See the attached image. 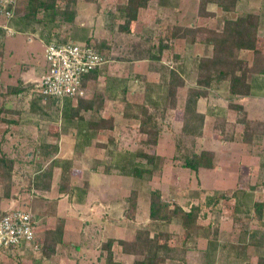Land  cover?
Masks as SVG:
<instances>
[{
	"label": "rangeland",
	"instance_id": "1",
	"mask_svg": "<svg viewBox=\"0 0 264 264\" xmlns=\"http://www.w3.org/2000/svg\"><path fill=\"white\" fill-rule=\"evenodd\" d=\"M16 1L13 20L9 23L16 33L8 34L3 30L1 26L6 25L8 21L0 17V35L6 40L13 38L11 35L23 34L25 43L29 39L25 36L32 37L31 46L34 47V52L38 53L40 66L44 65L42 59L44 46L41 40L44 42L57 36L81 42L90 41L93 44L104 41L106 46L100 51L107 61L98 70V77L87 83L86 93L90 89L88 97L92 101L91 109H83L76 114L73 110L78 106L77 100L36 99L35 92L32 91L34 83L31 88L25 90V93L8 94L7 87L18 86L10 85V79L0 73V90L3 92L0 91V115L2 113L8 116L5 124H1L0 121V157L15 160L11 178L9 182L5 180L10 184L8 196L4 185L0 184V215L11 209L28 210L30 207L35 211L37 207L41 209L43 204L41 199L44 197L42 191L37 189V185L42 182V173L55 160L53 159L55 154L51 151L55 148H47L43 144H47L48 140L54 142L59 136L55 134L57 132L68 134L73 129H90L88 122L100 120L103 114L108 119L113 117L114 127L100 129L102 136L99 138L107 141L106 145L109 147L102 146L103 156L97 159V162L102 163L100 170L107 165L116 170L110 173L113 178L111 182L117 192L112 195L113 200L110 203L115 207L112 216L116 222L124 221L125 218L130 224V229L125 228L123 233L118 229L117 233L116 229H113L112 236L115 242L112 248L115 260L122 264H135L136 261L143 260L141 255L135 258L126 256L120 244L122 240L128 241V238L132 240L138 229L147 228L151 234L170 232L172 241L176 238L174 236L181 234V227L177 222L165 225L147 220V204L153 190H160L165 201L178 203L186 209L191 205L204 207L203 212L207 213L204 217L200 215L202 217L199 218L200 224L207 225L208 222L214 221L218 225L213 264H257L260 257L264 258V225L261 226V222L264 223V209L261 218L252 207L248 210L246 208L252 205L246 195H251L253 201L261 200L260 202L264 203V127L261 128L264 122L249 119L247 113V118L252 121L251 127L258 128L262 135L254 134L252 143H244L240 138L244 130L237 132L236 119L235 122H228L224 116L228 105L223 99L228 95L223 91L225 85L212 82L206 83L207 96L197 101V110L204 114L202 136L183 134V109L189 90L197 85L198 61L210 55L212 47L204 43L206 34L198 32L194 42L189 37L172 39L168 49L161 54L157 52V40L165 35L166 26L178 23L194 28H211L220 32L224 28L223 21L229 17L250 22L257 14L261 22L259 47L263 50L261 60L264 61V0H240L239 7L232 13L224 14L217 11L213 16H199L198 0H161L163 3L170 1L172 4V6L167 4L162 9H159L155 0H151L148 7L141 10L137 21L129 25L130 32L121 29L125 20L118 9V6L124 5L127 0H76L71 6L75 16L70 22L61 19L51 22L48 19L51 14L47 15L42 9H38L35 15L26 17L24 15L32 7L31 0ZM70 2L57 0L58 12ZM1 51L0 54H3L5 60V55H8L6 48L2 47ZM240 56L250 61L249 63L252 62V52L246 51ZM155 57L160 59H153ZM172 70L182 74L184 77L181 78L185 81L184 86L176 92L177 103L174 109L168 95ZM262 93L264 94V90ZM145 109L159 130L158 144L155 146L145 144L147 136L139 132ZM253 110L260 114L259 117H264V107H253ZM106 118L105 120H108ZM11 120L13 122L18 120L19 124L9 123ZM259 122L260 126H257L255 123ZM19 130L25 133L20 137L21 140H16L19 139L16 136L10 138L13 131ZM235 134L240 135L236 142ZM137 150L153 154L154 163L149 165L140 157L133 159ZM202 150H212L215 153L213 169L202 173L200 169L195 173L183 167L182 156L191 155L193 152L199 153ZM90 158L95 157L91 154ZM130 161L141 163L150 171L144 173L141 178L122 173L121 167L128 165ZM88 168L98 167L94 164L90 166L89 163ZM73 171L72 169L69 174V180ZM76 182L74 184L83 186V181ZM234 191L238 192L239 196L234 195ZM133 193L134 206L130 202ZM98 194L105 196L103 195L105 193ZM94 197L85 198L87 207L90 208L95 202L99 206H101L99 203H104V200H97ZM213 198L217 200L209 204V200ZM240 200L241 209H237ZM44 230L45 228L40 226L38 233L41 234ZM88 233L91 235L94 232ZM100 237L98 235L96 238H89L83 235L79 242L82 245L87 244L85 248L90 250L91 259L95 254L100 255L103 264L106 255L103 244L107 241ZM77 242L70 246V251L64 249L62 252L67 255L63 257L64 262L60 260L57 263L54 259L55 254L44 257L42 249L29 247L23 250L0 249V264H42V261H45L44 264H79L81 262H74L76 253L75 249L72 250L76 248ZM194 242L199 247L197 252L191 253V259L197 263L201 261V255L206 256L208 240L197 238ZM77 256L80 258L81 255ZM167 264L177 263L169 261Z\"/></svg>",
	"mask_w": 264,
	"mask_h": 264
},
{
	"label": "trees",
	"instance_id": "2",
	"mask_svg": "<svg viewBox=\"0 0 264 264\" xmlns=\"http://www.w3.org/2000/svg\"><path fill=\"white\" fill-rule=\"evenodd\" d=\"M70 4L62 11L58 12L57 0H31V8L24 16L29 17L35 15L38 9H42L47 12L50 21L55 19H61L62 21H72L75 16V11L71 10L72 4L76 3V0H70ZM151 0H127L124 5L118 6L121 14L124 18V24L121 29L124 32H130L129 25L132 22L137 21L140 12L146 9ZM239 0H198V14L199 16H213L215 13L209 12L208 5L215 4L223 12H233L236 10ZM260 16L257 14L252 17V20L243 21L239 19H226L224 21V28L222 31H216L211 28L203 27H190L188 25L174 24L172 26H166L164 31L165 35L158 38L157 52L162 53L165 49L170 47V40L172 39H186L190 38L192 42L196 40L198 32L206 34L204 43L212 47V55L205 56L198 61V80L197 85L191 88L188 92L185 105H184V118L182 124V133L185 135H194L197 137L202 136V128L204 124V114L197 110V101L204 96H207L205 89L207 84L212 82H226L228 91V97L233 98L237 96L248 97L253 91V78L264 77V61L261 60L263 50L259 47V30ZM46 40L44 42H49ZM89 44L92 42L87 41ZM106 46L104 41H99L95 44V47L100 51ZM243 50H247L253 53L252 62L243 59L240 54ZM153 59L159 60L160 57ZM98 77V70L89 73L85 80L84 86L90 80H94ZM177 70H172L170 74L168 95L171 98V107H176V92L179 88L183 87L185 81ZM16 87H9L8 92L13 94L19 93ZM1 95V92H0ZM36 99L43 100L42 96L35 95ZM80 97L77 99V108L73 110L74 114L79 113L83 109H91L92 101ZM55 100V99H48ZM65 101H72L66 99ZM228 108L236 111V123L243 125L244 129L242 134V140L244 143H252L253 136L262 135V131L258 128H252V121L247 118V110L245 106L238 102L230 101ZM262 123V122H261ZM257 126L260 124L255 123ZM251 127L248 129V127ZM256 126V127H257ZM260 126V125H259ZM113 119L109 118L105 120L101 118L98 121L88 122V128L90 129H113ZM264 124L261 125V128ZM139 132L145 134L147 139L144 141L147 145L155 146L158 144L159 130L152 123L151 118L147 115L145 109L144 118L141 121V127ZM264 133V132H263ZM233 137H231V140ZM55 154V150H51ZM214 156L215 153L212 150H202L201 152H193L191 155H184L183 167L188 168L191 171L198 173L200 169H213L214 168ZM135 158H144L149 165H152L155 161L153 154L144 153L141 150L133 156ZM15 160L8 159L5 156L0 157V184L5 187L6 195H9V182L13 170ZM130 163V164H129ZM128 165L121 167V172L132 175L137 178H141L144 173L150 171L146 166L135 161H130ZM53 165H50L41 175L42 182L37 185V188L41 190L49 189L51 185V178L53 172ZM71 166L69 162L62 164V175L60 190L62 192L69 191V174L71 173ZM118 170V169H117ZM108 173L116 172L115 169L107 168ZM7 182H6V181ZM6 183V184H5ZM234 195L239 196V193L234 191ZM250 195V194H249ZM149 215L150 221L154 223H161L170 225L177 222L181 227V234H178L172 241V234L169 232H159L151 234V231L147 228L138 229L135 236L130 241H120L122 251L128 254H137L143 256V260L136 261L135 264H167L170 262H176L177 264H189L188 262V250L192 244L197 246L194 239L203 238L208 240L206 248V258L209 263L215 261L214 248L217 247L215 238L218 234V225L216 222H208L207 225H202L199 222V218L206 215L207 212H203L204 207L201 205H191L188 210L184 209L178 203H171L165 201L162 197L160 190H153L149 196ZM225 197V196H222ZM250 199L252 205L246 207L247 210L252 207V210L262 218V211L264 209V203L261 200L252 199L251 195H246ZM134 193L130 196V202L132 206L135 203ZM217 199L213 198L209 200V204ZM239 207L241 209V200ZM3 215V214H2ZM0 215V217L2 216ZM202 215V217L200 216ZM128 217V216H127ZM261 226L264 225L261 222ZM63 231L60 226L54 229H47L41 240L37 239L35 242L36 248L42 249V255L44 257H50L56 253V249L59 243L62 241ZM114 238H109L103 249L106 251L104 264H122L114 258ZM215 245V246H214ZM257 264H264V258L260 257Z\"/></svg>",
	"mask_w": 264,
	"mask_h": 264
},
{
	"label": "crops",
	"instance_id": "3",
	"mask_svg": "<svg viewBox=\"0 0 264 264\" xmlns=\"http://www.w3.org/2000/svg\"><path fill=\"white\" fill-rule=\"evenodd\" d=\"M155 2H156V5L159 6V9L166 7L165 5L167 4L169 6H172L170 1H168V3L167 2L163 3L161 2V0H155ZM239 5H240V0L237 5V8L239 7ZM211 7H212V10H211ZM207 10L210 12L213 11V13H216V14H217V11H220V13H224V14L232 13V12H223L215 4L208 5ZM227 19H232V18L229 17ZM260 31H261V22H260L259 30H258L259 37H260ZM22 35L23 34H18L17 36L11 35L13 36V38L12 37L9 39L6 38V40H4L5 38H3L2 35H0V51H1V48L4 47L6 48V51L8 53V55L7 54L5 55V60L2 56L3 54L2 53L0 54V73L1 75L6 76L7 79L8 78L10 79L11 81L9 82L10 85L18 86L16 87L17 88L16 90H19V91L21 90L19 93H16L18 95L25 93V90H27L28 88H31L33 83H35L36 81L40 79V77L42 76L45 70V42L41 40L44 46V56H42L44 65L40 66L41 61L38 60V57H39L38 53H35L34 47L31 46L32 37L25 36L29 38L27 39L28 42L25 43L23 40L24 36ZM246 51L247 50H243L241 54ZM211 55H212V49H211L210 55L208 56H211ZM254 77H255L253 78L254 88H253L252 94L248 97L237 96L231 99L227 95L228 94L227 87H226L227 83L218 82V84L221 83L225 85V90L223 89V91H225V94L227 95V97L225 96V98L223 99H225L228 102V104L230 101L241 103L245 106L249 119H253V120L258 119L264 122V117H259L258 116L259 113H255V111L253 110V107L254 108L264 107V94L262 93V90H264V77H261V76L260 77L254 76ZM88 88H89V84H88ZM8 89L9 87L6 88V92L8 94H11L8 92ZM0 91L2 92V89ZM88 91L84 99H87L88 101H90L91 98L88 97L89 95ZM225 109L227 111H225L224 116L227 119V121L235 122L236 111L229 109L228 105ZM7 117L5 116V114L1 113L0 115L1 124H5L7 122L6 121ZM124 117H126L127 119L129 118V116L128 117L124 116ZM102 118L105 119L106 117L103 116L102 114ZM183 118H184V113H183ZM183 118H182V121H183ZM206 118L208 119V116H206ZM11 121H9V123L19 124L18 120H16L17 122L15 120L14 122L13 121L11 122ZM241 129L243 131L244 126L237 124V128H236L237 132L241 131ZM101 131L102 130L100 129L97 130V129L81 128V129H76V130L73 129L68 134L57 132L55 134H58L59 136L54 142H51L50 140H48L47 144H43L44 147L51 148V149L55 148V155L53 156V159L55 160L52 162V164L54 165H53V172H52V178H51V185L49 189L47 190H41L40 188H37L43 193L44 199H41L43 203L42 208L39 209L38 207L37 208L35 207L36 208V211H35L33 208L30 207V209L28 210H31V211L32 209L34 210L32 213L34 214L35 220H36L38 239L43 237V234L47 229H54L57 226L58 227L60 226V228L62 229L63 231L62 241L61 243L58 244L57 246L58 251L55 253V256H54V259L56 260L57 263L60 262V260L62 262L65 261L63 257L64 256L66 257L67 255L64 253L62 254V252L64 251V249H69L70 251V246L75 245L74 243H76L78 240L77 242L78 244L76 248H73L72 250L75 249L76 256L79 254L81 256L80 258L79 256H77V258L75 256L74 262L76 263L81 262L82 264H90V263L97 264V262H99V264H101L102 262L101 256L98 254H95L93 255L95 257L91 259V257L89 256L90 250L87 249V247L85 248L87 244L86 245L80 244L79 238H82L83 235L88 236L89 238H96L99 235L101 236L100 238L103 241H107L109 238H114V236H112L113 229L114 230L116 229L115 232H117V229H118L122 233L125 231V228L130 229V226H129L130 224L127 223L128 220L126 221L123 216L122 218H124V221L119 220L117 222L113 219V216H112L115 207H114V204L111 205L110 203L113 200L112 195L117 194V192L115 191V187L113 183L111 182L113 181L112 176L110 175V173L106 171V168H110V167L106 164L107 166L106 167L103 166V169L100 170L102 163L100 161L97 162V159L99 160L103 156V149H101L102 146H107L106 143H108L104 139L99 138L100 136H102V133H100ZM46 132L48 135L49 133L47 130ZM12 133L13 134L10 135V138H12L13 136H16V138H19L16 140H21L20 137H22L25 134L24 131L22 130H19L16 132L13 131ZM48 136L50 137V135ZM239 136L240 135L235 134V138H234L235 142ZM52 144L55 146H52ZM108 147L109 145L107 146V148ZM91 154L95 157L94 159L90 158ZM63 159H66V160H63ZM95 161L96 163H93ZM66 162L70 163L71 170L73 169L74 171H77V172L73 171L72 177L68 181L69 191L62 192L60 190L59 181H60V175L62 173V164ZM89 163H90V166H93V164L97 165L99 169L98 168H95V169L88 168ZM206 170H210V169H201L200 171L202 173V171H206ZM80 180L83 181V186H81V184H74L75 181H77L76 183H78ZM98 192L105 193L103 194L105 196L104 197H102L101 195L99 196ZM97 196H99V199L97 198ZM91 197L92 199L94 197V198H97V200H102V201L104 200L103 201L104 203H99L101 204V206H99L97 202H95V204L89 208L87 207V201H85V198H91ZM147 220L148 221L150 220L149 201L147 204ZM40 226L45 228V230L42 231L41 234L38 233V229H40ZM88 232L90 233L94 232V233L89 235ZM130 239L131 238H128L127 240L129 241ZM78 245H79V248H77ZM82 246H84L83 249H81ZM198 247H199L198 245L194 246L192 244L189 246V250H188L189 264H213L211 262L209 263V260H207L208 258H206L205 255H201V261L197 263L191 259V253L197 252ZM126 256L135 258V256H139V255L126 253ZM44 263L45 261H42V264Z\"/></svg>",
	"mask_w": 264,
	"mask_h": 264
},
{
	"label": "built area",
	"instance_id": "4",
	"mask_svg": "<svg viewBox=\"0 0 264 264\" xmlns=\"http://www.w3.org/2000/svg\"><path fill=\"white\" fill-rule=\"evenodd\" d=\"M16 0H0V17L8 23L1 28L8 34L16 31L9 23L13 20ZM103 52L95 44L52 37L45 42V70L32 91L43 101L77 100L85 97L84 80L89 73L100 70L106 63ZM38 239L35 216L31 210L11 209L0 217V249L23 250L35 247Z\"/></svg>",
	"mask_w": 264,
	"mask_h": 264
}]
</instances>
